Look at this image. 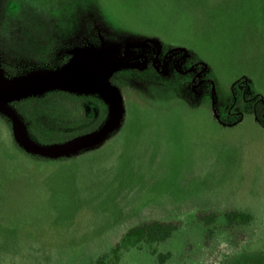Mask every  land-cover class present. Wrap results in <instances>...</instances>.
Instances as JSON below:
<instances>
[{
	"label": "rangeland",
	"instance_id": "rangeland-1",
	"mask_svg": "<svg viewBox=\"0 0 264 264\" xmlns=\"http://www.w3.org/2000/svg\"><path fill=\"white\" fill-rule=\"evenodd\" d=\"M31 1L64 16L56 28L32 9L25 32L0 21V60L23 74L9 80L0 70V93L16 81L67 78L69 65L33 60L49 41L92 59L79 57L62 85L0 98V264H81L153 220L180 223L178 237L155 247L173 255L166 264H264V127L250 111L228 109L232 86L246 78V107L258 96L264 111V0ZM120 69L154 70L155 100L113 86ZM58 89L101 95L110 117L97 133L40 147L11 103ZM116 112L117 127L95 143ZM14 140L40 159L70 160L34 162ZM235 209L252 213V226L230 229L223 214ZM211 214L209 232L200 217ZM121 264L159 263L127 253Z\"/></svg>",
	"mask_w": 264,
	"mask_h": 264
},
{
	"label": "trees",
	"instance_id": "trees-1",
	"mask_svg": "<svg viewBox=\"0 0 264 264\" xmlns=\"http://www.w3.org/2000/svg\"><path fill=\"white\" fill-rule=\"evenodd\" d=\"M32 9H35V12H47L52 17V24H55L56 28L59 27L60 17L63 18L64 16L60 12L37 5L31 0H0V21L4 19L8 31H31L33 28L30 22L27 23V15L33 12ZM61 28L64 29L65 26H61ZM8 40L3 44L7 46L9 42H16L13 39ZM22 42H25V44L29 42L27 36H24ZM47 44L46 48L35 52L34 61L50 69L63 68L73 59L65 56L64 53H59L54 47L55 42L51 43L49 41ZM7 64L8 61L0 60V70L7 79L16 80L23 75L19 72L14 73ZM153 71L151 69L149 72L143 73L138 70L120 69L110 78V83L122 91L124 95L129 94L131 91L134 96H138L144 103H151L155 100V87L161 85L158 74ZM245 85H247L246 78H241L232 86L234 97L228 109L229 111L233 109L250 111L259 124L264 127V111L259 112L257 110L262 103V99L258 96L254 98L251 101L254 102L252 109H248L246 107L248 101L245 97V90L242 89L249 86L245 87ZM11 107L20 120L24 122L29 139L40 147L64 145L78 138L97 133L106 125L110 117V107L101 95L76 94L59 89L14 101L11 103ZM0 117L4 118L2 115ZM234 124H237V122ZM14 147L34 162L51 164L65 163L70 160L68 158L59 160L40 159L28 154L15 140ZM223 217L230 229L247 228L252 226L255 221V216L252 213L240 209L226 211ZM217 218L215 214L200 217L202 222H205L206 227L208 226V229L216 224ZM179 228L180 223L175 222V220H153L132 226L106 251L86 258L85 262L83 261L81 264H121L127 253L156 258L159 264H166L172 259L173 255L160 253L155 247L165 246L175 237H178ZM211 230L213 228L209 229V232ZM61 264H65V262Z\"/></svg>",
	"mask_w": 264,
	"mask_h": 264
},
{
	"label": "water",
	"instance_id": "water-1",
	"mask_svg": "<svg viewBox=\"0 0 264 264\" xmlns=\"http://www.w3.org/2000/svg\"><path fill=\"white\" fill-rule=\"evenodd\" d=\"M79 57H87V58H90L92 59L90 56L88 55H85V54H81V55H77L75 56L71 61L70 63L68 64L69 65V71H68V76L65 80L61 81V82H52V81H48V80H45V79H38V80H32V81H28V82H14L9 91L5 94L3 93H0V98H7L9 97L12 92L14 90H17V89H29V88H33L35 86H38V85H49V86H58V85H62L63 83H65L69 77L71 76L72 74V70L74 68V65L76 63V61L78 60ZM109 75V73H108ZM13 121H14V126H15V129H16V132L18 134V139L20 142H24V137H23V134H22V130L20 129V122L17 118H13ZM117 124H118V112L115 113L114 117H113V121L112 123L106 127L105 129H103L101 131V133L95 137V139L93 140L95 143L97 142H100L106 135H108L110 132H112L116 127H117Z\"/></svg>",
	"mask_w": 264,
	"mask_h": 264
}]
</instances>
